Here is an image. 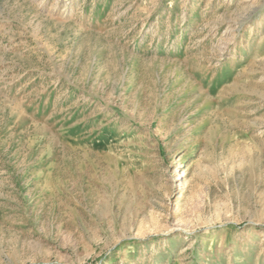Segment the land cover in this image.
Masks as SVG:
<instances>
[{"label": "rangeland", "instance_id": "1", "mask_svg": "<svg viewBox=\"0 0 264 264\" xmlns=\"http://www.w3.org/2000/svg\"><path fill=\"white\" fill-rule=\"evenodd\" d=\"M0 264H264V0H0Z\"/></svg>", "mask_w": 264, "mask_h": 264}]
</instances>
